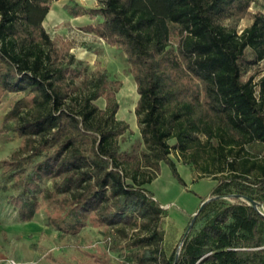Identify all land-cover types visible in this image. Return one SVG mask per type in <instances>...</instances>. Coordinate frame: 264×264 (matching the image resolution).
Returning <instances> with one entry per match:
<instances>
[{"label":"trees","instance_id":"16d2710c","mask_svg":"<svg viewBox=\"0 0 264 264\" xmlns=\"http://www.w3.org/2000/svg\"><path fill=\"white\" fill-rule=\"evenodd\" d=\"M51 1L0 0V104L7 93L17 96L3 124L14 120L21 137L0 165V189L21 190L10 196L21 219L43 208L63 232L89 220L137 226L144 233L131 245L142 263L264 264V215L217 198L183 234L181 248L161 258L164 208L147 187L163 162L185 184L174 149L202 174L223 175L214 194L235 188L264 202V75L244 78L246 67L264 60V12L239 33L224 21L245 16L254 0H100L93 11L100 20L87 28L125 53L139 95L141 139L128 151L120 137L130 125L117 118L122 81L83 73L71 41L44 25ZM247 145L262 157L240 164Z\"/></svg>","mask_w":264,"mask_h":264},{"label":"rangeland","instance_id":"374dc122","mask_svg":"<svg viewBox=\"0 0 264 264\" xmlns=\"http://www.w3.org/2000/svg\"><path fill=\"white\" fill-rule=\"evenodd\" d=\"M78 1L63 0L59 6L65 7L69 14L76 11L85 14L77 20L79 24L73 25L66 16L61 17L59 11L57 14L61 18L48 17L44 25L52 37L60 35L71 41V53L82 60L84 74L92 75L99 71L107 73L110 79L122 81L117 92L120 105L117 118L128 122L131 132L126 131L120 137V146L123 150H136L141 139L135 114L139 95L130 64L122 50L109 45L87 28L90 24L96 25L100 20L93 12L100 6V0ZM257 10L264 12V0H254L245 16L240 19L232 17L226 19L224 23L236 28L240 33L253 22V15ZM255 73H258L255 77V81H258L264 75V60L252 67H246L244 78L248 79ZM15 98H17L15 93H7L0 104V165L4 160L10 159L21 145V137L14 130L15 121L3 124L4 115ZM96 103L101 108L106 105L104 98H99ZM174 141L171 140V143ZM245 150L247 155L242 153L243 155L238 158L240 164L243 157L255 159L257 156L258 160L262 157L257 153V146L247 145ZM171 156L175 159L185 184L179 182L170 166L163 162L158 177L147 185L150 193L154 194V199L164 208L160 224L164 234L160 247L161 258H167L181 248L182 236L192 230L194 224L191 225V222L203 198L251 204V201L246 196L238 194L235 188L224 195L214 194L213 190L223 175L202 174L196 165L185 164L174 149ZM1 184L0 176V187ZM20 191L11 187L0 189V264H85L86 261L104 264L97 260L99 257L104 258L107 264H152L140 262L137 258V248L131 245L136 235L144 233L139 227L124 225L99 227L89 220L75 233L63 232L48 224L47 213L43 208L31 221H23L18 209L10 203V196L17 195ZM255 195L259 198L257 193ZM256 201L264 214V202L260 198Z\"/></svg>","mask_w":264,"mask_h":264},{"label":"crops","instance_id":"0c3cea01","mask_svg":"<svg viewBox=\"0 0 264 264\" xmlns=\"http://www.w3.org/2000/svg\"><path fill=\"white\" fill-rule=\"evenodd\" d=\"M63 0H52L51 2V8L45 18V21L46 19L49 17V18H53V19H57L59 18L60 16L58 15L59 14V11L61 12V17L63 16H66L68 19L71 20L72 24L75 25V24H79V21H77L80 17H82L83 15L85 14H82V15H79V16H76L75 14H69L68 13V10L65 9V7H61L59 6V3L62 2ZM76 2H79L78 0H76ZM58 4V5H56ZM81 4V3H80ZM85 7H87L88 5H84ZM58 13V14H57ZM60 17V18H61ZM89 23V22H88Z\"/></svg>","mask_w":264,"mask_h":264},{"label":"water","instance_id":"95a60500","mask_svg":"<svg viewBox=\"0 0 264 264\" xmlns=\"http://www.w3.org/2000/svg\"><path fill=\"white\" fill-rule=\"evenodd\" d=\"M246 197L251 201V205H253L254 207H256V209H257L260 213H262L261 210L259 209V206H258L257 201H256L255 199L251 198V197H248V196H246ZM210 200H211V198H205V199L202 201L200 207L198 208V210H197V211L195 212V214H194V217H193V220H192V222H191V225L194 223V221H195L197 215L199 214V212H200V211L206 206V204H207ZM262 214H263V213H262ZM263 215H264V214H263Z\"/></svg>","mask_w":264,"mask_h":264}]
</instances>
